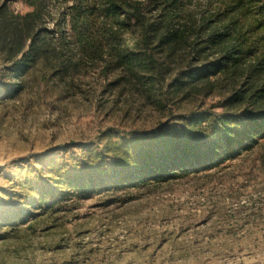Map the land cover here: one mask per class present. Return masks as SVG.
<instances>
[{"label":"rangeland","instance_id":"obj_1","mask_svg":"<svg viewBox=\"0 0 264 264\" xmlns=\"http://www.w3.org/2000/svg\"><path fill=\"white\" fill-rule=\"evenodd\" d=\"M70 2L41 0V25L50 31L58 22L66 41ZM183 3L192 19L215 21L216 3ZM245 3L264 46V0ZM0 6L30 10L24 0ZM172 21L186 22L179 11ZM103 30V52L80 56L73 46L59 76L38 63L10 75L0 53V264H264V135L164 177L114 173L130 164L134 139L145 149L161 134L210 126L225 113L228 88L181 83L197 66L186 63V49L165 55L149 46L152 62L132 25ZM125 46L128 68L116 58Z\"/></svg>","mask_w":264,"mask_h":264},{"label":"trees","instance_id":"obj_2","mask_svg":"<svg viewBox=\"0 0 264 264\" xmlns=\"http://www.w3.org/2000/svg\"><path fill=\"white\" fill-rule=\"evenodd\" d=\"M157 1L71 0L66 13L68 41L63 38L58 22L50 31L41 25V0H24L30 8L25 13L9 14L0 6V53L9 63L6 68L10 75L17 68H30L38 63L46 72L59 76L69 62L73 46L80 56L100 55L102 40L98 38L108 35L104 26L108 22L113 29L114 23L121 22L134 27L136 44L142 46V55L152 62L154 50L150 47L165 55L187 50L190 59L186 63L190 61L197 66L187 70L181 83L203 80L212 87L224 81L228 88L221 102L225 113L215 122L201 129L182 128L161 134L146 141L148 148L145 149L135 146L140 140L130 141L125 156L131 162L114 168L116 174L119 171L137 174L146 169L152 175L164 177L174 167L181 170L185 165L202 166L215 158H227L235 153L232 149L237 151L243 144L256 143V138L264 135V46L263 43L256 45L257 39L248 22L250 8L245 0H208L217 5L215 21H206L203 17L198 21L192 19L183 0H159V14L151 15ZM178 11L186 21L180 27L172 21ZM131 48L125 46L117 51L119 66H130ZM250 56L252 61L244 67V61ZM14 91L12 87L7 93L13 95Z\"/></svg>","mask_w":264,"mask_h":264}]
</instances>
